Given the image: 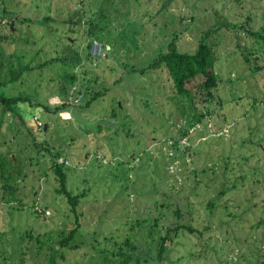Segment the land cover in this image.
I'll list each match as a JSON object with an SVG mask.
<instances>
[{
  "label": "rangeland",
  "instance_id": "374dc122",
  "mask_svg": "<svg viewBox=\"0 0 264 264\" xmlns=\"http://www.w3.org/2000/svg\"><path fill=\"white\" fill-rule=\"evenodd\" d=\"M89 18H107L99 65L86 59ZM244 26L264 28V0H0L2 90L38 131L0 107V264H47L74 228L60 264H104L121 247L132 264H264V45ZM207 31L221 79L212 100L177 95L165 69L132 71L172 36L193 50ZM83 65L85 93L69 80ZM93 89L104 93L92 100ZM56 154L67 188L85 193L77 213L57 192ZM161 202L172 204L163 216ZM179 220L195 231L179 230L159 259L157 236Z\"/></svg>",
  "mask_w": 264,
  "mask_h": 264
},
{
  "label": "trees",
  "instance_id": "16d2710c",
  "mask_svg": "<svg viewBox=\"0 0 264 264\" xmlns=\"http://www.w3.org/2000/svg\"><path fill=\"white\" fill-rule=\"evenodd\" d=\"M165 8H167V4H165ZM78 11V10H77ZM6 10L2 9V13H5ZM80 13V12H79ZM78 12L76 15L79 14ZM4 15V14H3ZM86 17V13L83 15H80L78 19L74 21V19L71 17V22L74 24H83L84 16ZM3 17H6L5 15ZM14 18H11V20ZM90 19V18H89ZM87 20L86 24L91 25L89 28V32L92 34V38L90 39V36L86 39L88 42V52L86 55V59L89 61L90 64H97L101 62H105V60L110 55L111 51L107 54L106 57H97L92 54L91 48L92 43L94 40L99 41H105L106 38V32H105V24L107 22V18H103V20L99 23H97V26L95 24V20L90 19ZM85 23V22H84ZM107 25V24H106ZM228 26V25H225ZM244 28L249 31V33L255 38L254 41H257L262 46L264 45V28L259 31H253L249 30L246 26ZM211 29H217V27H212ZM74 33H78V31L73 30ZM210 35V32L207 31L206 34H204L196 47L193 50L188 49H181V46L178 42L177 36H172L171 40L168 42L167 49L160 48L156 54L153 55L151 60L147 62L142 68L134 67L133 64V72L145 74L150 70H157V69H165L169 76L171 77L173 83L175 92L177 95L187 97L190 102H206L212 100L214 97L213 90L215 87L218 86V84L221 82V79L219 77V74L216 72L215 66H216V58L214 55V52L212 51L211 46L208 44V37ZM64 39V37H63ZM67 45L72 46L73 42L68 39V42L65 41ZM116 45H114L115 47ZM80 48V47H79ZM78 49V48H77ZM79 50V49H78ZM82 50V49H81ZM80 54L83 55V53ZM74 53H70L69 58L76 59V56H73ZM66 55V54H65ZM80 55V56H81ZM79 56L78 62L81 61V57ZM75 61V60H74ZM126 66V65H125ZM82 70H78V72L73 71V74L71 77H69V80L72 84L77 85V89L79 92H83L84 88V78H86V75L90 72V69H87L85 65L81 68ZM21 72V71H20ZM19 72V74H20ZM6 84V81L2 79V70L0 66V107L1 110L4 112L2 113L3 117L7 116L6 114L9 112L13 114L14 116H19L23 122V124L26 126L28 132L35 136V128H30L28 121L26 117L21 113V106L18 105L19 102L24 101L21 97H10L5 94V92L2 90V87ZM93 96L92 100H96L100 98L101 95H103L104 90L101 89H93ZM203 98V99H202ZM210 99V100H209ZM204 102V103H205ZM89 103V102H88ZM47 110L49 108L45 106ZM121 105L117 102L116 108L121 109ZM57 109V108H56ZM208 112L213 113L212 109L207 108ZM115 115V114H114ZM38 117V115H35V117ZM205 116V114H201L200 119ZM35 118L32 119L33 123L35 122ZM19 127V125H18ZM21 129V128H20ZM41 130L47 131L45 129V126L43 125ZM35 131V132H34ZM38 133V131L36 132ZM186 132H183L178 135L173 136V139L175 140L174 146L179 149V139L182 137H185ZM178 138V139H177ZM34 139V145L35 147H44L43 143L39 144L36 141V137H33ZM47 148V147H45ZM61 155V154H60ZM59 158V154H56L54 156L53 160V170L56 173L58 182L60 187L57 188V192L60 194H63L66 198L68 203L70 204L73 212L77 213V206L79 205L80 198L85 195L84 192H81L79 194H74L73 191L69 190L67 188V169L70 167V165L66 164L65 161L59 162L57 159ZM5 159V158H3ZM1 161L3 165H5V160ZM14 160V159H13ZM213 202H211L212 205ZM158 207V206H157ZM160 208V215L163 216L164 212L162 208H166V213L172 208L171 203H165L161 202L159 205ZM175 214L182 218L181 209L177 208L175 211ZM165 217V216H164ZM77 218V217H76ZM78 221V220H77ZM160 224V219L155 218L153 227H158ZM262 222H259L256 226H260ZM188 228L191 231H195V229L192 226L186 225L180 220L177 222H173L172 225H168L166 227V232H160V234L157 236V256L159 259H161L165 252H167L169 245L174 242V240L177 238L179 234V230ZM64 231H59L58 236H54L55 239L52 241V254L49 256L47 260V264H60L58 262V256H63L64 248L66 247H77L76 245L72 244V241L76 238L77 228H74L69 231L67 235H63ZM52 239V238H51ZM126 245H130L131 242L127 239L125 242ZM132 250L137 248V245H133ZM122 250H119L118 252H110L106 250V256L104 258V264H132L134 260V256L126 252L125 248H122ZM139 261L140 259L137 258Z\"/></svg>",
  "mask_w": 264,
  "mask_h": 264
},
{
  "label": "built area",
  "instance_id": "2783aa9c",
  "mask_svg": "<svg viewBox=\"0 0 264 264\" xmlns=\"http://www.w3.org/2000/svg\"><path fill=\"white\" fill-rule=\"evenodd\" d=\"M112 49V45L109 42H104V41H99V40H94L92 43V48H91V52L93 55L97 56V57H106L107 54L111 51ZM78 95V94H76ZM77 101V99H76ZM38 118L37 116L35 117V120H37V123L39 125L40 128H42V126L44 125L43 122H38Z\"/></svg>",
  "mask_w": 264,
  "mask_h": 264
},
{
  "label": "water",
  "instance_id": "95a60500",
  "mask_svg": "<svg viewBox=\"0 0 264 264\" xmlns=\"http://www.w3.org/2000/svg\"><path fill=\"white\" fill-rule=\"evenodd\" d=\"M12 27H13V24H12ZM119 104H120V102H119ZM45 129H47V124H45Z\"/></svg>",
  "mask_w": 264,
  "mask_h": 264
}]
</instances>
